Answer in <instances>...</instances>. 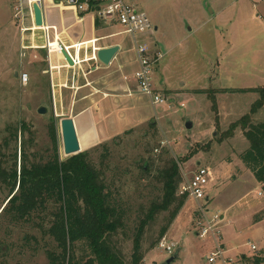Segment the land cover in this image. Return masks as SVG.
I'll use <instances>...</instances> for the list:
<instances>
[{
    "label": "rangeland",
    "instance_id": "rangeland-1",
    "mask_svg": "<svg viewBox=\"0 0 264 264\" xmlns=\"http://www.w3.org/2000/svg\"><path fill=\"white\" fill-rule=\"evenodd\" d=\"M125 1L145 13L152 26L158 28L150 42V51L161 56L153 67L152 85L166 99L169 110L163 112L159 108L165 105L152 107L144 96L153 118L101 143L117 155L111 164H118L121 174L116 183L126 212V236L118 239L121 249L130 254L138 211L160 194L159 185L153 181L140 184L139 172L133 165L142 156L147 157L144 148H156L151 153L155 162L166 151L169 157L181 161V173L187 178L199 165L208 167L213 175L206 189L208 200L187 199L163 237L167 244L175 245L172 255L180 251L173 264H208V256L216 251L212 238L202 240L196 236L198 205L204 206L208 219L218 218L219 244L226 251L225 257L232 264H245L242 256H253L247 242L257 248L256 254L264 249V220L254 223V216L264 209V193L240 160L249 147L244 131L237 127L230 135L229 132L232 124L249 115L262 100L264 0ZM12 4L13 0H0V143L8 138V126L18 127L20 122H26L30 132L22 137L25 153L29 158L35 153L44 159L51 146L47 126L54 119L58 154L65 159L61 154V118L53 111L47 53L31 50L21 58V38L27 42L30 33L21 35ZM124 40L129 55L136 54L131 37L125 36ZM21 73L28 75L25 86L19 80ZM161 80L165 81L162 86ZM40 106L46 109L43 116L36 112ZM250 116L252 124L264 123V103ZM186 124L191 127L187 129ZM19 139L20 136L18 147ZM8 145L3 150L5 154L12 150V143ZM90 152L97 159L102 149ZM165 158L164 153L162 159ZM128 169L131 175L126 173ZM5 197L6 192L0 189V209ZM166 214L160 215L145 235L141 264H161L172 256L158 249L159 241L149 249ZM31 232L35 233L31 226L22 225L10 228L8 233L1 229L0 247L6 255L0 261L48 264L44 250L33 252V244L29 246L23 239Z\"/></svg>",
    "mask_w": 264,
    "mask_h": 264
},
{
    "label": "trees",
    "instance_id": "trees-1",
    "mask_svg": "<svg viewBox=\"0 0 264 264\" xmlns=\"http://www.w3.org/2000/svg\"><path fill=\"white\" fill-rule=\"evenodd\" d=\"M98 21L95 18V26ZM260 92L262 100L251 108L249 115L230 126L229 135L237 127L244 131L249 147L240 155V160L264 193V123L252 124L250 116L262 108L264 89ZM55 122L53 119L47 126L51 146L44 159L35 153L29 158L25 153L22 137L30 132L26 122L6 128L8 138L0 143V189L6 192L0 209V230L8 233L13 227L31 226L35 233L24 235L23 239L29 246L33 244V252L43 249L48 264H141L143 241L150 227L160 215L167 213L151 250L167 233L187 200L178 194L183 178L181 161L162 151L155 162L151 153L156 148H144L147 157L142 156L133 163L139 172L140 184L153 181L159 185L160 194L145 209L140 207L127 255L118 240L121 235L126 236V212L121 190L116 186L121 177L119 165L111 164L117 155L104 143L60 159ZM9 142L13 147L5 154L3 150L8 148ZM98 147L102 152L95 159L90 151H96ZM164 153L167 158L162 159ZM61 154L64 157L63 150ZM126 173L132 174L129 169ZM262 220L264 209L254 216V223ZM5 255L0 247L1 260ZM242 260L245 264L246 261L264 264V249L251 258L242 256ZM2 262L0 264H4Z\"/></svg>",
    "mask_w": 264,
    "mask_h": 264
},
{
    "label": "crops",
    "instance_id": "crops-1",
    "mask_svg": "<svg viewBox=\"0 0 264 264\" xmlns=\"http://www.w3.org/2000/svg\"><path fill=\"white\" fill-rule=\"evenodd\" d=\"M95 1L104 4V0ZM41 10L49 40L55 35L72 61L70 65L64 56L50 54L48 74L53 111L58 118L74 121L82 151L153 118L149 102L133 78L138 69L136 54L129 55L124 40L128 35L118 25L99 20L95 26L93 14H79L73 7L59 5L56 0H42ZM154 29L156 33L158 28ZM27 41L35 46L44 45L43 32L30 34ZM113 46L119 50L105 66L97 59V51ZM156 53L150 51L152 56ZM164 84L161 80L160 85ZM159 108L163 112L169 110L168 106Z\"/></svg>",
    "mask_w": 264,
    "mask_h": 264
},
{
    "label": "built area",
    "instance_id": "built-area-1",
    "mask_svg": "<svg viewBox=\"0 0 264 264\" xmlns=\"http://www.w3.org/2000/svg\"><path fill=\"white\" fill-rule=\"evenodd\" d=\"M56 1L59 5L73 7L79 14H93L99 20L114 23L122 29L124 34L130 36L133 40L138 63V69L133 75L138 90L143 96L148 98L153 107L166 104V99L156 93L152 85L153 67L160 60L161 56L157 53L153 56L150 54L149 42L154 36L155 29L145 13L136 10L125 0H104V4L102 5L95 0ZM33 4H38L41 7L42 0H13L12 4L13 18L18 22V29L21 35L25 33L34 34L41 31L43 32L45 41L44 45L35 46L32 42L28 43L27 40L24 43L23 38H21V58L25 57L26 52L31 50L46 51L48 61L52 53L57 56H63L66 47L56 39L55 35L52 41H50L47 29H43L44 26L41 27V30L33 29ZM54 44L55 46L51 47ZM19 80L21 85L25 86L28 82V75L21 73ZM182 177V183L178 190L179 195L185 196L187 199H193L196 202L204 199L208 200L206 189L209 182L213 179L212 172L208 167L199 165L191 173L190 178H187L184 174H182ZM197 210L199 212H197L198 220L195 224L196 236L202 240L212 238L216 246V251L210 253L207 258L208 264H232L231 259L225 257L226 251L219 244L220 234L216 225L218 218L208 219L204 206L198 205ZM246 245L253 255L258 252L251 242H247ZM158 249L172 255L175 245L167 244L165 238H162L158 242Z\"/></svg>",
    "mask_w": 264,
    "mask_h": 264
},
{
    "label": "water",
    "instance_id": "water-1",
    "mask_svg": "<svg viewBox=\"0 0 264 264\" xmlns=\"http://www.w3.org/2000/svg\"><path fill=\"white\" fill-rule=\"evenodd\" d=\"M32 10H33L34 26L39 28L43 27L44 22H43L41 7L38 4H33ZM118 50H119L118 46L100 49L97 51L96 54L97 59L103 65L107 66L109 65L114 55L118 52ZM63 56L66 59V61L70 65H72L71 59L65 52H63ZM36 112L38 115L43 116L46 114V109L45 107L40 106ZM190 127L191 124H186L187 129H189ZM59 131L61 135L63 155L65 158L75 156L83 152L80 148L74 121L71 118L60 119ZM178 254H179V250H177L170 258H168L161 264H173L177 260Z\"/></svg>",
    "mask_w": 264,
    "mask_h": 264
},
{
    "label": "bare ground",
    "instance_id": "bare-ground-1",
    "mask_svg": "<svg viewBox=\"0 0 264 264\" xmlns=\"http://www.w3.org/2000/svg\"><path fill=\"white\" fill-rule=\"evenodd\" d=\"M43 26H44V25H43ZM33 29H34V30H41V27H40V28H38V27H35V26H34V27H33ZM43 29L45 30L46 28H45V27H43ZM52 46L54 47V46H55V44H54V45H52Z\"/></svg>",
    "mask_w": 264,
    "mask_h": 264
}]
</instances>
